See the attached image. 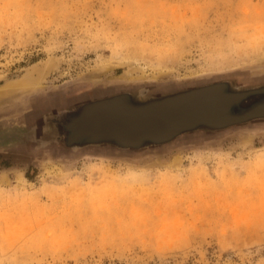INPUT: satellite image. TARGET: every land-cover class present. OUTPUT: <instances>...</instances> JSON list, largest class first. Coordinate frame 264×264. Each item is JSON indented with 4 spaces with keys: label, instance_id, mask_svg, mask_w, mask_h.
Returning <instances> with one entry per match:
<instances>
[{
    "label": "rangeland",
    "instance_id": "obj_1",
    "mask_svg": "<svg viewBox=\"0 0 264 264\" xmlns=\"http://www.w3.org/2000/svg\"><path fill=\"white\" fill-rule=\"evenodd\" d=\"M203 89L264 105V0H0V264H264V113L75 129Z\"/></svg>",
    "mask_w": 264,
    "mask_h": 264
},
{
    "label": "water",
    "instance_id": "obj_2",
    "mask_svg": "<svg viewBox=\"0 0 264 264\" xmlns=\"http://www.w3.org/2000/svg\"><path fill=\"white\" fill-rule=\"evenodd\" d=\"M209 92H211L210 89H203L201 92L195 91L182 97L156 101L139 108L123 104L117 108H109V106L101 109L97 104L92 108L87 107V111H85L93 123L92 127L88 128L84 123H80L76 125L75 129L96 131L102 127L101 123L104 126L107 123H114L124 126L134 141L138 139L162 140L172 137L181 129L197 124H207L219 128L237 124L264 113V105H261L251 108L243 114H232V108L239 107L245 100L243 95L228 94L208 97ZM88 110L90 111L88 112ZM100 111H103L102 114ZM95 118H98L97 123L94 121Z\"/></svg>",
    "mask_w": 264,
    "mask_h": 264
},
{
    "label": "bare ground",
    "instance_id": "obj_3",
    "mask_svg": "<svg viewBox=\"0 0 264 264\" xmlns=\"http://www.w3.org/2000/svg\"><path fill=\"white\" fill-rule=\"evenodd\" d=\"M50 64H51L50 61H47L45 66L33 68V69L27 71L23 75V77H21L19 80L15 81L13 83H11L10 85L5 86V88L10 89L12 86H15V88H31V87L36 86L37 82L40 81L39 79L43 78L45 76V74L47 73L48 69L51 68ZM37 66H42V65H37ZM2 92L3 91H0V93H2Z\"/></svg>",
    "mask_w": 264,
    "mask_h": 264
}]
</instances>
